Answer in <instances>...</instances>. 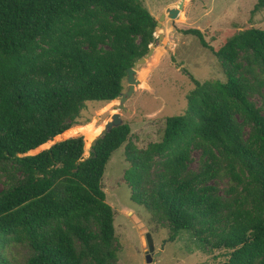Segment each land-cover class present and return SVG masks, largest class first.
I'll return each instance as SVG.
<instances>
[{
    "label": "trees",
    "instance_id": "trees-1",
    "mask_svg": "<svg viewBox=\"0 0 264 264\" xmlns=\"http://www.w3.org/2000/svg\"><path fill=\"white\" fill-rule=\"evenodd\" d=\"M262 7L258 0L254 10ZM156 26L140 0H0V264H18L7 256L14 246L27 250L24 264H116L114 211L101 180L128 123L82 160V136L27 152L67 129L89 138V128L72 127L81 110L120 96ZM184 33L211 50L225 81L190 75L185 112L166 118L161 140L128 144L123 178L131 200L167 222L170 240L185 230L204 247L228 250L222 264H264V113L251 100L264 87V28L236 31L217 48L199 29ZM194 149L197 170L189 168ZM223 175L232 183L227 197L213 183Z\"/></svg>",
    "mask_w": 264,
    "mask_h": 264
},
{
    "label": "rangeland",
    "instance_id": "rangeland-1",
    "mask_svg": "<svg viewBox=\"0 0 264 264\" xmlns=\"http://www.w3.org/2000/svg\"><path fill=\"white\" fill-rule=\"evenodd\" d=\"M156 20L175 6L179 0H140ZM258 0H187L176 19L165 18L156 26L152 54L138 67L136 85L132 95L125 101L121 111L123 123H128L130 133L127 141L116 149L107 161L101 180L105 201L114 211V230L118 257L116 264H146L145 232L152 235L155 254L153 264H222L228 258V250L204 247L188 231L181 230L170 240L167 222L154 218L142 206L130 198V188L125 182L124 171L128 167L125 152L128 144L144 149L150 143L161 140L168 116L178 115L187 108V95L194 88L190 75L200 81H225L219 61L211 50L204 47L195 35L185 34L189 28L199 29L206 43L213 48L221 46L236 31L247 27L264 28V7L254 10ZM127 88L124 79V91ZM261 94L251 95V100L264 113V87ZM118 100L108 103L88 102L81 110L80 124L75 128H89L90 140L98 134L101 125L116 112ZM70 127V128H72ZM69 128V129H70ZM68 130V129H67ZM56 136L45 147L28 155H34L49 148L55 142L66 138L82 136L83 131L71 135ZM249 129L246 127L245 136ZM92 132V133H91ZM63 133V132H62ZM96 133V134H95ZM89 143L84 155H89ZM199 150H192L189 168L199 167ZM218 192L227 197L225 190L231 183L223 175L213 180ZM6 186V177L0 171V190ZM27 250L14 246L7 256L14 257L18 264H24Z\"/></svg>",
    "mask_w": 264,
    "mask_h": 264
},
{
    "label": "water",
    "instance_id": "water-1",
    "mask_svg": "<svg viewBox=\"0 0 264 264\" xmlns=\"http://www.w3.org/2000/svg\"><path fill=\"white\" fill-rule=\"evenodd\" d=\"M185 0H179L178 3H176L175 6L169 7L166 9L167 17L170 19H176L179 16L180 11L184 8ZM165 13H163L158 20H156L157 26H160V20H163L165 18ZM153 47H149L148 52L140 57L138 60H136L133 65L126 69V83L127 88L125 91L121 92L120 96L116 98L118 100L117 104V111L114 113H111L109 115V118L103 125L102 129L98 134H96L90 141H89V151H93L94 146L96 145V142L98 139H100L105 133L109 132L113 127H117L121 124H123L122 117H121V111L125 107V101L132 95V93L135 90L136 85L139 84V80L137 79V70L138 67L146 62L148 57L152 54ZM84 140V147L85 142ZM86 156L83 154L80 159H84ZM145 241L147 245V249L145 250L146 258L145 262L146 264H153V258L155 254L153 253L154 246H153V239L150 232H145Z\"/></svg>",
    "mask_w": 264,
    "mask_h": 264
},
{
    "label": "bare ground",
    "instance_id": "bare-ground-1",
    "mask_svg": "<svg viewBox=\"0 0 264 264\" xmlns=\"http://www.w3.org/2000/svg\"><path fill=\"white\" fill-rule=\"evenodd\" d=\"M85 140H86V144L88 145L90 139L89 138H86Z\"/></svg>",
    "mask_w": 264,
    "mask_h": 264
}]
</instances>
